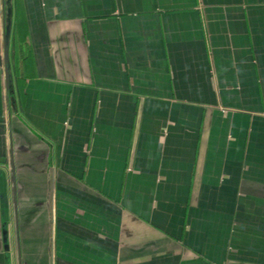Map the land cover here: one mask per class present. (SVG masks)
Segmentation results:
<instances>
[{
  "label": "crops",
  "instance_id": "crops-1",
  "mask_svg": "<svg viewBox=\"0 0 264 264\" xmlns=\"http://www.w3.org/2000/svg\"><path fill=\"white\" fill-rule=\"evenodd\" d=\"M0 264H264V0H0Z\"/></svg>",
  "mask_w": 264,
  "mask_h": 264
},
{
  "label": "water",
  "instance_id": "water-1",
  "mask_svg": "<svg viewBox=\"0 0 264 264\" xmlns=\"http://www.w3.org/2000/svg\"><path fill=\"white\" fill-rule=\"evenodd\" d=\"M5 250H6V251H8V250H9V247H8V246H6V247H5Z\"/></svg>",
  "mask_w": 264,
  "mask_h": 264
}]
</instances>
